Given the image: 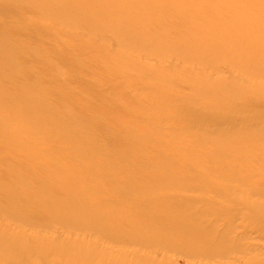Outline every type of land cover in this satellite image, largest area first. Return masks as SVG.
<instances>
[{"label":"bare ground","instance_id":"1","mask_svg":"<svg viewBox=\"0 0 264 264\" xmlns=\"http://www.w3.org/2000/svg\"><path fill=\"white\" fill-rule=\"evenodd\" d=\"M86 1L88 3L92 0ZM79 2L84 3L85 12L91 11L84 0H71L67 6L65 4L61 8L59 13H47V15L52 18L60 16L66 13L65 9H69L70 4ZM147 5L155 6L152 0H149ZM255 5H257L256 2ZM261 6L264 11V3ZM227 7L229 8L222 9L223 12L231 11L230 4ZM120 9L121 5L117 3L113 11L117 12ZM242 10H244V3L240 2L237 13H240L239 16ZM108 15L112 16V13L104 16ZM107 18L110 19V17ZM132 21L133 19L122 21L114 31L116 33L130 32ZM231 25L226 28L225 35L220 41L230 44L235 50L224 58L234 62L247 59V68L252 72L264 58V31L256 35L257 38H251L249 25L245 23L244 18L238 19ZM99 27L101 26L98 25L97 28ZM4 36L6 32L0 30V51L3 54L0 56V64L15 68L13 54L17 53L19 47L6 42L7 39ZM192 43L195 42L192 41ZM132 45L136 46V44ZM146 45L149 44L137 46ZM150 46L156 48L153 42ZM249 46L254 48L248 57L246 49ZM33 50L40 51L36 47H33ZM192 50V47L187 46L183 52H180L181 48L176 45L159 53L166 55L178 53L184 60L187 61L190 58V62L193 63L198 60L190 57ZM131 56L125 53L120 54L113 59L111 65L123 64L121 73L128 71L131 75L137 72L151 73L153 65L133 59ZM202 56L199 59L200 62L204 61L212 69L219 67L216 65L217 59L209 58L205 52ZM188 69H190L189 74L193 76L196 71L192 68ZM165 77L168 79L170 88L153 90L151 98L148 94L140 93L139 88L134 90V95L141 96L138 102L140 105L150 100L151 103L146 108L141 109L137 105L127 108L116 116L117 123L127 127L126 134H129V140L132 142L141 145L145 139L159 141L161 147L150 154L149 161H145L146 167L152 165L159 171L144 174L145 167L134 170L129 164L116 163L117 161L113 158L115 152L125 151V147L107 148L97 138L88 140L89 133L85 135V132L75 129L80 120L71 117L67 121L68 125L60 127V135L49 137L47 140L62 141L65 139L63 136L69 135L71 138L65 146L61 145L57 148L58 152L65 150L79 152L78 155L85 159V162L86 160L94 162L98 156L103 164L108 162L110 166L103 167V165L101 168L85 171L78 164H73L75 162L70 163L71 165L66 164L59 181L65 185L64 189H67V192L63 196L53 198L39 197L21 202L18 199V195H22L21 188L5 184L3 195L7 203L0 204V213L16 224L22 223L23 227L19 225L21 228L18 229L19 226L16 228L0 225V264H16V262L20 264H39V262L44 264H181L177 260L179 257L184 258L186 264H217L218 258L224 260L219 264H235L239 259H245V264H264V245L257 241L258 238L264 241V180L256 179L255 175L257 167H260L258 174L264 175V166L261 167L258 164L261 159L264 161V101L260 99L264 95V85L254 84L250 79L241 76H234L231 80L215 79L204 71L197 73L196 80L190 82L188 79H181L180 75L171 76L162 69L153 77L151 86H155L157 80ZM19 84L15 88L22 89L27 82L23 81ZM1 85L0 82V87ZM144 85V88L149 87ZM176 85H179V90H174ZM186 88L192 90L187 99L181 94ZM37 92V88L23 90L25 97L22 98L23 101L21 100L22 108L28 109L33 106L34 109L27 116L24 111L18 112V116L24 117L26 124L32 125L30 129L33 128L31 129L33 137L34 134L52 130L57 125L50 120L47 122L36 120L35 117L53 116L60 121V112L46 105L44 98L46 96L37 95ZM18 97L16 93L11 94V99L17 100ZM236 100H245V104H236ZM252 100H257L259 106H248L247 104ZM32 112L34 115H31ZM158 113L160 116L169 113L174 117L178 114L184 118H195L196 120L190 123L191 129L209 123L216 129L228 126L238 129L240 133L223 136L218 135L215 129H206L185 136L182 126L179 128L169 124L172 120L171 116L167 118V115L158 117L155 121L151 120V123L147 125L140 122ZM168 130L181 137L173 141L168 140L164 136L169 135ZM254 137L259 141H249ZM2 142L18 146L24 144L20 138L12 135ZM88 150H95L97 155H89ZM135 151L136 155H138L137 152L141 155L146 154L141 148ZM242 160H249L250 163L241 164ZM52 163L51 165L62 167L60 165L62 163L57 164V160ZM37 165L45 171L49 168L41 161ZM11 171L15 172V170ZM96 173L98 176L110 174V183L117 185L116 190H113L116 197L90 201L95 194L110 192L105 188L106 186L97 184L83 186L79 183L78 180H88ZM28 175L29 180H27L30 182L31 180L44 181L38 175ZM52 177L55 179L58 176ZM28 181L21 182L20 187L23 185L30 192H34L35 188L29 185ZM141 190L145 191L144 199L134 198L130 204H125L126 200H131L134 194ZM189 191H199L204 195L192 196L188 194ZM69 192H74L77 196L68 195ZM210 192L214 193L218 200L205 195ZM117 197L122 199L118 200ZM120 202L125 206L116 208V212H109V209L120 205ZM201 205H207V210H196ZM81 206L85 209L82 210ZM136 208L137 211H135ZM34 210L38 212L37 214L44 212L48 217L44 220L38 217L33 219L31 214ZM131 210L135 212L130 213ZM213 215L221 216L226 222L225 225L221 227L216 222L217 219L210 220L209 218ZM239 219L241 222L237 223ZM105 221H113V224L125 221V224L110 225L108 228ZM53 224L70 228L68 229L70 231L93 232L96 236H100L99 241L92 245L83 239H70L65 242L64 238L55 239L48 234L38 235L29 232L38 227L53 230ZM206 224L207 227H205ZM168 231H176L179 235L170 237ZM105 242L112 244L105 245ZM48 248L52 250L48 252ZM167 251H176L178 255L169 256ZM231 255H235L234 261L232 258L229 259ZM63 256L69 259L63 263L59 262L57 257Z\"/></svg>","mask_w":264,"mask_h":264},{"label":"rangeland","instance_id":"2","mask_svg":"<svg viewBox=\"0 0 264 264\" xmlns=\"http://www.w3.org/2000/svg\"><path fill=\"white\" fill-rule=\"evenodd\" d=\"M69 1L71 0H0V30L6 32V36H4L7 39L6 42L19 47L17 53L13 54V62L16 63L15 68H11L9 65L1 66L0 64V82L2 83L0 87V179L2 178L0 180V204L7 203V199L3 195L4 187L7 184L16 186L15 188L18 186L21 188L20 193L22 195H18L21 202L39 197L53 198L63 196L67 192V189H64L65 185L59 181L66 164L71 165L72 162H75L73 164H78L85 171L91 170V168H101L103 165V167L110 166L108 162L103 164L102 159L98 156V161L87 162L86 160L85 162V159L78 155L79 152L71 150L58 152L57 148H60L61 145L65 146L68 139L71 138L69 135L63 136L65 139H62V141L57 139L47 140L49 137L60 135V127L68 125L67 121L71 117L80 120L75 129L85 132V135L89 133L88 140L97 138L107 148L125 147V151L117 150L115 152L113 158L114 161H117L116 163L129 164L134 170L145 167L144 174L157 173L158 168L152 165L146 167L145 161H149L150 154L161 147L159 141L145 139L141 145L132 142L129 140V134H126L128 132L127 127L124 124L117 123L116 116L127 108L139 105V108L144 109L151 103L150 100H146L145 103L140 105L138 102L141 96L133 94L135 89L139 88L140 93L148 94L151 98L154 93L153 90L170 88L166 77L157 80L155 86H151L153 77L162 69L171 76L180 75L181 79H188L190 82L196 80L197 73L204 71L215 79L231 80L234 76H241L250 79L254 84L264 85V58L259 66L251 72L247 68V59H239L237 62L229 58L225 59L224 56L235 49L230 44L220 41L225 35L226 28L241 18H244L245 23L249 25L250 37L257 38L256 35L264 31V11L261 9L264 0H152L154 7L147 5L149 0H92L88 3L84 0L91 9L90 12H85L84 3L79 2L70 4L71 7L68 5L69 9H65L66 13L60 16L48 17L47 13H59L61 8L65 4L67 6ZM137 2H139L138 5ZM240 2L241 4L244 3V10L241 11L239 16L240 13H237ZM255 2L257 5H255ZM117 3L121 5V9L115 12L116 10H113ZM228 4H230L231 11L228 13L223 12L224 7L229 8L227 7ZM111 13L112 16H104ZM107 17H110V19ZM130 19H133L130 32L116 33L114 31L122 21ZM98 25L101 27L97 28ZM192 41L195 43H192ZM152 42L156 44V48L150 46ZM145 43L149 45L137 46H142ZM132 44H136V46ZM176 45L181 48L180 52H183V49L187 46L192 47V53H189L190 57L198 61L191 63L190 58L186 61L178 53H169L168 55L159 53ZM33 47L38 48L40 51H34ZM253 48L254 46H249L246 49L248 57ZM203 52L209 58L217 59L216 65L219 67L212 69L204 61L200 62L199 59L203 57ZM123 53L132 55L131 58L138 61L151 64L154 68L150 74L137 72V74L131 75L129 71L121 73L123 64L111 65V62ZM1 55L3 54L0 51ZM188 68L194 69L197 73L195 72L191 76ZM23 81L27 84L22 89L20 87V89L15 88ZM144 84L149 87L144 88ZM31 86L38 89L37 95L46 96L44 97L46 105L60 112V121L53 116L42 117L40 115L35 117L36 120L44 122L50 120L57 125L52 130L34 134V137L33 132L31 133L33 128L30 129L32 125L26 124L24 117L18 116L20 111H24L27 116L34 109L33 106L24 109L22 108L23 102L21 103L22 98L25 97L23 90H32ZM175 89L179 90V85L174 86ZM191 92V88H186L183 93H180L187 99ZM12 93L19 95L17 100L11 99ZM260 99L264 101V95ZM257 102V100H252L247 105L250 107L259 106ZM235 103L243 105L245 100H236ZM32 114L34 115L33 112ZM166 115L167 118L171 116L169 113L161 116ZM161 116L159 113L155 116L153 114L147 119L140 120V122L147 125L151 123V120L155 121ZM171 120L170 125L179 128L182 126L185 136L206 129H215L218 135L223 136L240 133L238 129L229 128L228 126L216 129L209 123L191 129L190 123L196 119L184 118L178 114L175 117L171 116ZM116 133H120V135H115ZM9 135L17 136L27 145L18 146L7 144L8 142L3 143L2 141H6ZM164 136L171 141L181 137L174 135L171 131L169 135ZM249 141L257 142L259 140L254 137ZM138 148L144 149L146 154L141 155L140 152H137L138 155H136L135 150ZM76 151L78 150L76 149ZM87 153L97 155L95 150H88ZM252 159L254 158L252 157ZM55 160H57V164L62 163L60 164L62 167L51 165L52 162L55 163ZM39 161L46 163L49 167L48 170L45 171L38 166ZM250 161L242 160L241 164H247ZM258 164L263 167L264 161L261 159ZM259 168H256V179L263 181L264 175L258 174ZM11 170H15V172ZM28 174L38 175L44 181L31 180L30 182L27 178ZM52 176L58 177L54 179ZM110 177V174L98 176L96 173L91 175L88 180L78 181L83 186L97 184L106 186L107 190L109 189L110 192L104 194L93 193L95 195L90 198V201L95 202L94 199L101 201L105 198L116 197L113 190H116L117 185L110 183ZM24 180L35 188L34 192H30L23 185L20 187V183ZM34 194H38V196ZM188 194L199 197L204 195L199 191H189ZM68 195L77 196L74 192H69ZM205 195L208 198L218 200L214 193L210 192ZM134 196L131 200H126L125 204H130L134 198L144 199L146 194L144 190H141L136 192ZM121 199L118 198V200ZM119 204L115 208L109 209V212H116V208L124 205L121 202ZM80 208L85 209L84 206ZM198 209L207 210V205L198 206L196 210ZM135 211H137V208ZM135 211L131 210L130 213ZM37 213L34 210L31 218L38 217V219L44 220L48 217L44 212ZM209 219H217L216 222L221 227L226 223L221 216L213 215ZM105 222H107L105 224L108 225V228L110 225L121 226L125 224V221L118 224H113V221ZM240 222V219L237 220V223ZM17 224L0 213L1 226L10 225L18 228L20 225L23 227L22 223ZM20 226L18 229L21 228ZM205 227H207V224ZM53 228V230H47L38 227L29 232L38 235L48 234L55 239L64 238L65 242L70 239H83L89 245L98 242L100 237L89 231H70L68 230L70 228L67 229L60 224H53ZM167 233L170 237L179 235L176 231H168ZM257 241L264 245L263 240L258 238ZM110 243L105 242V245H110ZM51 250V248H48L47 251L50 252ZM167 255L177 256L178 253L167 251ZM234 256L231 255L229 259L232 258V261H234ZM57 259L63 263L69 258L63 256L57 257ZM177 260L178 263L186 264L185 259L182 257L177 258ZM217 261V264H219L224 260L218 258ZM245 261V259H239L235 264H245ZM16 264H20V262H16ZM39 264L44 263L39 262Z\"/></svg>","mask_w":264,"mask_h":264}]
</instances>
